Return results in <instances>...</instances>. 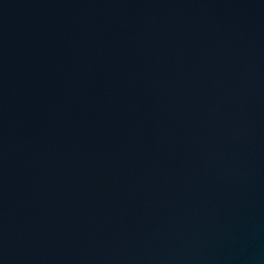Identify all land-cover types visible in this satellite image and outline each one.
<instances>
[{"label":"water","instance_id":"obj_1","mask_svg":"<svg viewBox=\"0 0 264 264\" xmlns=\"http://www.w3.org/2000/svg\"><path fill=\"white\" fill-rule=\"evenodd\" d=\"M0 264H264V0H0Z\"/></svg>","mask_w":264,"mask_h":264}]
</instances>
